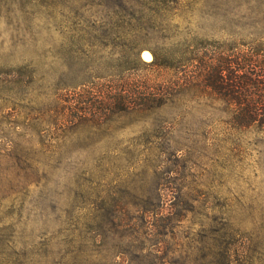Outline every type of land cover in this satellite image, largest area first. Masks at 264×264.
Wrapping results in <instances>:
<instances>
[{"label": "rangeland", "instance_id": "obj_1", "mask_svg": "<svg viewBox=\"0 0 264 264\" xmlns=\"http://www.w3.org/2000/svg\"><path fill=\"white\" fill-rule=\"evenodd\" d=\"M262 1L190 0L140 33V59L193 35L254 40ZM148 3L0 0V264H264V134L233 152L232 105L93 123L130 74L104 34L117 6Z\"/></svg>", "mask_w": 264, "mask_h": 264}, {"label": "trees", "instance_id": "obj_2", "mask_svg": "<svg viewBox=\"0 0 264 264\" xmlns=\"http://www.w3.org/2000/svg\"><path fill=\"white\" fill-rule=\"evenodd\" d=\"M148 1L133 9L117 6L126 15H120L104 34L125 41L123 63L130 74L107 80L109 107L101 117L92 116L93 123L99 127L121 114L156 115L168 107L187 110L206 98L233 106L224 110L228 116L224 123L233 131V152L246 135L264 134V19L252 23L251 28L262 29V34L250 41H209L194 35L191 39L168 38L173 40L169 44L158 41L150 47L153 62L146 63L140 59V33L149 32L159 18L166 20L173 10L190 2ZM127 16L128 24L122 21ZM88 116L85 113L67 122L68 127L86 122Z\"/></svg>", "mask_w": 264, "mask_h": 264}, {"label": "water", "instance_id": "obj_3", "mask_svg": "<svg viewBox=\"0 0 264 264\" xmlns=\"http://www.w3.org/2000/svg\"><path fill=\"white\" fill-rule=\"evenodd\" d=\"M144 54V53H143ZM142 54V58H144V55ZM152 55V54H151Z\"/></svg>", "mask_w": 264, "mask_h": 264}]
</instances>
